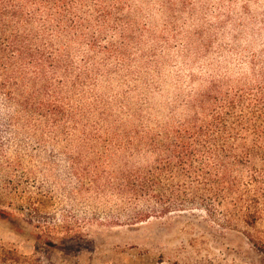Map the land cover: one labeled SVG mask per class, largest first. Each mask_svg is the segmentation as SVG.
<instances>
[{
  "label": "trees",
  "instance_id": "1",
  "mask_svg": "<svg viewBox=\"0 0 264 264\" xmlns=\"http://www.w3.org/2000/svg\"><path fill=\"white\" fill-rule=\"evenodd\" d=\"M253 30L234 25L233 45L219 48L238 59L239 75L213 76L193 90L181 102L185 118L158 125L147 140L155 166L132 168L147 138L124 134L117 121L102 129L108 113L96 90L126 72L140 51L133 0H0V124L77 141L78 156L87 150L94 160L92 183L135 204L136 221L202 209L243 230L264 254V49L247 54L239 44L260 34ZM213 47L200 43L196 57ZM142 202L148 210L138 208ZM0 264L46 263L0 243Z\"/></svg>",
  "mask_w": 264,
  "mask_h": 264
},
{
  "label": "rangeland",
  "instance_id": "2",
  "mask_svg": "<svg viewBox=\"0 0 264 264\" xmlns=\"http://www.w3.org/2000/svg\"><path fill=\"white\" fill-rule=\"evenodd\" d=\"M133 6L140 51L96 94L108 113L102 129L117 121L135 140H154L158 125L185 118L181 102L213 76L239 75L238 59L219 54L221 46L233 45L234 25L260 31L241 38L247 54L264 49V0H133ZM222 25L225 32H218ZM204 42L214 47L197 58ZM35 131L0 124L1 244L26 257L38 254L46 264H264L243 230L226 228L205 210L134 220L135 204L92 183L94 160L87 150L78 156L77 141ZM141 152L129 166H155L148 142ZM138 208L149 209L144 202ZM258 230L264 233V226Z\"/></svg>",
  "mask_w": 264,
  "mask_h": 264
}]
</instances>
